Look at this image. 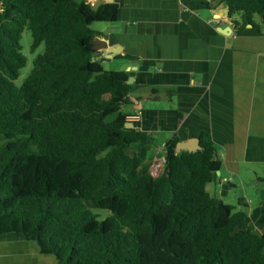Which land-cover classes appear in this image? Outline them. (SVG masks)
Here are the masks:
<instances>
[{
    "label": "trees",
    "instance_id": "1",
    "mask_svg": "<svg viewBox=\"0 0 264 264\" xmlns=\"http://www.w3.org/2000/svg\"><path fill=\"white\" fill-rule=\"evenodd\" d=\"M219 5L238 17L237 34L264 22V0H210ZM117 11L0 0V233L22 234L56 264H149L144 239L157 241V264H264V234L206 190L222 165L209 134L195 152L169 139L164 171L149 175L154 139L125 126L129 73L105 70L93 49L92 25ZM24 29L30 52H44L17 85Z\"/></svg>",
    "mask_w": 264,
    "mask_h": 264
},
{
    "label": "crops",
    "instance_id": "2",
    "mask_svg": "<svg viewBox=\"0 0 264 264\" xmlns=\"http://www.w3.org/2000/svg\"><path fill=\"white\" fill-rule=\"evenodd\" d=\"M113 23L96 29L122 52L113 59L132 76L126 116L154 139L153 152L210 135L222 165L206 186L217 203L245 213L264 234V22L235 33L223 5L210 0H113ZM230 27L232 32L220 29ZM127 57V58H126ZM232 178L233 182H224ZM0 264H56L22 234L0 233Z\"/></svg>",
    "mask_w": 264,
    "mask_h": 264
},
{
    "label": "rangeland",
    "instance_id": "3",
    "mask_svg": "<svg viewBox=\"0 0 264 264\" xmlns=\"http://www.w3.org/2000/svg\"><path fill=\"white\" fill-rule=\"evenodd\" d=\"M256 21L259 20L258 16H255ZM101 23H95L92 25L93 29H98L100 27ZM32 42V37L31 33L28 29H24L22 33V38H21V46H22V51L27 57V65L21 69L20 71V76L19 78L15 81L17 85H20L23 79L29 74L30 70L32 69V63L33 60L36 58L37 55L42 54L44 52V45L41 44L34 53L30 52V45ZM114 68H120L118 62H114L111 64H105V70H113ZM156 151V150H155ZM155 151L151 152L150 155H154ZM129 153H132V150H129ZM151 157V159H152ZM98 215L99 219H104L107 215L108 212L103 211V210H94ZM142 246L144 251L148 255V261L149 264H157V257H158V244L157 241H149L147 239H144L142 241Z\"/></svg>",
    "mask_w": 264,
    "mask_h": 264
},
{
    "label": "water",
    "instance_id": "4",
    "mask_svg": "<svg viewBox=\"0 0 264 264\" xmlns=\"http://www.w3.org/2000/svg\"><path fill=\"white\" fill-rule=\"evenodd\" d=\"M87 3H91L93 8L96 10L100 5L105 3H112L113 0H83ZM223 32H232V29L228 26L225 28L220 29ZM93 49L100 52V54L103 56L104 59H113L116 55H119L122 52V49L119 46H110L108 43L103 39L99 37H95L93 39ZM133 82L132 76L128 77V84H131ZM127 128H133L132 124H129L126 126ZM201 147L198 143V140H190L186 142H180L176 145V153H180L182 151L187 152H195L197 150H200Z\"/></svg>",
    "mask_w": 264,
    "mask_h": 264
},
{
    "label": "built area",
    "instance_id": "5",
    "mask_svg": "<svg viewBox=\"0 0 264 264\" xmlns=\"http://www.w3.org/2000/svg\"><path fill=\"white\" fill-rule=\"evenodd\" d=\"M141 118V108L136 107L133 111V113L129 116H126V124L125 126L129 124H132V127H134V123H137ZM165 168V149L164 147H160L156 149L152 159L149 162L148 166V172L149 175L153 178H156L162 174ZM224 182H233L232 178H224Z\"/></svg>",
    "mask_w": 264,
    "mask_h": 264
}]
</instances>
